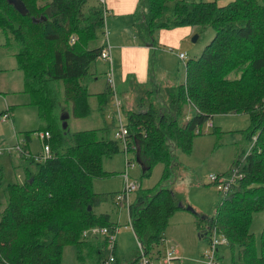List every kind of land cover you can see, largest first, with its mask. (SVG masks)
<instances>
[{"label": "trees", "instance_id": "obj_1", "mask_svg": "<svg viewBox=\"0 0 264 264\" xmlns=\"http://www.w3.org/2000/svg\"><path fill=\"white\" fill-rule=\"evenodd\" d=\"M170 1H175L172 8ZM21 2L26 15L8 0H0V29L17 43L14 55L17 68L23 72V91L47 123L39 131L49 133V155L33 157L24 144L20 146L19 153L26 162L17 167L26 179L7 183V203L2 207L0 201V264H61L66 244L75 247L78 264H110V256L116 258L118 222L107 211L95 210L108 200L114 207L128 210L138 242V254L132 262L138 264L142 251L156 260L166 248H172L179 259L174 245L158 247L149 254L152 245L165 241L170 215L187 209L173 188L174 152H190L194 136L202 133V124L217 114L247 115L249 125L244 133L247 139L255 136L256 141L247 153H235L228 171L218 174L235 170L241 177L226 192L217 189L222 198L212 215L198 217L199 236H208L203 254L210 249L213 230L227 241L217 244L214 261L219 246L228 244L237 248L233 264H264V227L260 252L249 229L253 212L264 208V4L259 0H231L224 5L215 1L147 0L146 17L142 26L136 27V35L144 44L155 46L147 38L157 28L191 25L201 31L211 28L214 33L202 52L185 62L184 83L162 91L153 87L147 93L151 99L142 98V102L139 98L136 109L121 110L128 131L124 148L114 135L116 127L108 124L70 132L62 127L60 118L62 113L75 118L88 116L92 97L99 114L109 100L113 101L108 81L95 93L89 92L86 84V78L95 75L90 65L106 47L104 1ZM164 16L165 21L161 20ZM149 62L152 73L153 51ZM125 82L129 84V78ZM186 106L193 110L191 116ZM133 147L143 175L147 176L155 164H163L158 186H137L132 200L129 195L133 191L127 194L125 185L121 194L94 192L93 179L111 175L103 170L102 160L120 151L129 156ZM97 226L108 231L90 229Z\"/></svg>", "mask_w": 264, "mask_h": 264}, {"label": "rangeland", "instance_id": "obj_2", "mask_svg": "<svg viewBox=\"0 0 264 264\" xmlns=\"http://www.w3.org/2000/svg\"><path fill=\"white\" fill-rule=\"evenodd\" d=\"M229 1L231 0H218V4L224 5ZM259 2L264 4V0H259ZM174 3L175 1L169 2L171 8ZM144 8L145 12H142ZM147 8L146 0H142L137 13L130 17L133 21V23L131 21L133 24H131L133 32L138 40L141 38L136 35V27L142 26L146 17L145 13L147 12ZM165 18L164 16L161 20L165 21ZM160 29L161 28L155 29L151 34L152 36L147 38V42L150 43L152 39V43L156 47H161V50L170 54V56L164 58V60L174 71L177 69V66H179V72H183L182 69H184L185 64V60H179L177 58L180 51L186 52L183 54H186L188 58L199 55L202 48L211 39H209L210 35L214 33L211 28L201 31L197 27L196 31L190 36L189 40L184 43L183 48L180 50V46H173L160 41V36L158 35V30ZM112 35L113 34L110 35V38ZM196 49L198 50L195 55L189 52L192 51L193 53ZM16 50V41L11 35L6 34L0 29V114L7 108L6 105H9L8 103H12V105L9 106L11 119L7 121L0 120V179L3 185L0 187V201L2 207L8 200L5 185L14 182L21 183L26 179L24 171L17 167L21 162H26L24 156L15 152L9 153L8 149L15 147L17 142L21 141L32 154H37L42 149V142L37 132L47 125V123L40 118L37 106L31 103L30 96L23 91L24 76L23 72L17 68L14 55ZM156 56L159 58V54ZM107 66V62L103 61L101 58L96 59L95 62L90 65V71L93 70L95 75L94 77L88 76L86 78L89 92H99L106 87L108 81ZM95 78L98 79L94 81ZM138 86L139 91L137 95H130V97L127 98V102L129 103L125 100L126 90L124 94H120V87L117 86L118 98L125 110L132 108L136 109L137 99L139 98H141L142 102L143 99H145L144 101L151 99V96L148 97L147 95L150 91L149 85L144 82ZM154 88L162 91V86ZM158 95L159 97L162 96H160L159 92ZM156 97L158 96L156 95ZM163 98H165V96H163ZM90 101L92 104L91 113L82 118L70 116L67 119L68 131L74 132L94 129L108 124L112 129H115V127L117 128L119 120L114 106L112 105L110 107V100L102 112L103 114H99L97 111L95 97H92ZM155 104H157V107L160 106L158 102ZM185 110L188 116L193 114V110L190 106H186ZM100 115H102V117ZM122 120L123 123L126 121L124 113H122ZM211 120L212 119H210V121ZM208 124L209 121L204 122L201 126L202 133L194 136L190 152H184L179 149H176L174 152L176 165L174 166L175 179L173 188L182 198L186 206L191 207V209H178L170 215L168 224L164 230L165 241H161L158 245H152L149 252V254L152 255L158 247L164 249L169 245L177 246L181 251L179 259L176 260L177 264L179 262L181 264H207L208 256L206 253L203 254V252H205V249L208 247V236H199L197 220L199 216L212 215L222 198V193H220L217 187L210 181L209 174L226 173L231 166L235 153L238 151H246L247 153L252 149L256 141L254 136H252L251 139H247L244 131L240 129L216 133V128H208ZM26 135H28V140L26 139ZM128 154L129 161L134 164L133 167L128 168V171H126L124 153L122 151L112 157L102 160L103 170L110 172L111 175L104 178L93 179L92 188L94 192L109 194L120 192L119 194H121V191L124 190V184L126 185V177L127 180L129 179V183L135 181L137 186L139 184L142 189L158 186L163 164H155L151 168L149 174L145 176L142 174L143 168L141 163L135 158V148L134 150H130ZM124 191L128 194L133 190L128 192L126 190ZM129 196L130 200H132L134 198V191ZM120 197L122 198L123 196L121 195ZM95 210L98 212L107 211L111 219L118 222L117 233H119L121 240L123 239L119 247L126 252V255H121L123 256L122 262L126 261V258H133L137 255L138 242L129 224L127 208L125 206L116 208L112 205L111 201L108 200L101 202ZM263 227L264 208L253 212L249 224V229L254 234L257 252H260L261 232ZM219 251V256L216 259L217 264H233V259L235 260L237 254L236 247L232 249L228 244L220 245ZM75 253L76 251L73 244L64 245L61 264H78L79 260L75 256ZM83 253L85 254V251ZM124 257L125 260L123 259Z\"/></svg>", "mask_w": 264, "mask_h": 264}, {"label": "crops", "instance_id": "obj_3", "mask_svg": "<svg viewBox=\"0 0 264 264\" xmlns=\"http://www.w3.org/2000/svg\"><path fill=\"white\" fill-rule=\"evenodd\" d=\"M141 1L142 0H104V5L107 10L106 25H105L107 30V40H104V42L107 43L108 45L110 58L108 60H103V59L102 60L107 62L108 70L110 68L112 70V75L114 78V82L116 84V90H117V86L120 87L121 92L123 91L122 93L120 92V94H124L126 90V96H125L126 102H127V98H129L130 95L136 94L135 90L137 87H139L137 84H143L145 82L149 85L150 89H152V87H161V86L163 89L164 87H171V86L173 87L180 85L184 83L185 80V64H184V69H182L183 72L178 71L179 66H177L176 69L177 71L176 70L174 71V69L171 68L169 65H167L164 60V58L169 57L170 54H168L164 50H161L162 49L161 47H156V46L151 47L150 45L141 43L138 40V38H136L131 26L133 21L130 17L133 16V14L137 13ZM198 1H215L218 4V0H198ZM142 12H145V8L143 9ZM196 28L197 27L191 25H183L172 28H161L160 30H158V35L160 36L161 42L168 43L169 45H173V46H180V50H181L184 46V43L188 41L190 36L196 31ZM111 34L113 35L110 38ZM212 35L213 33L210 35L209 39L211 38ZM197 50L198 49H196L193 53L192 51L189 52H191L192 55H195ZM152 51L155 55V64L153 66V69H151L152 73H150L149 57ZM180 53H186V52L180 51ZM158 54H159V58H157L156 56ZM177 58L181 60L180 56H177ZM187 58L188 56L186 57V59H182V60H185L186 62ZM91 72L94 73L93 70H91ZM126 78L127 79L129 78L130 81L129 84H126L125 82ZM97 79L98 78H95L94 81H96ZM8 104L9 105H6L7 108L5 109V111L7 110L9 114L7 120L11 119V112L9 106L12 105V103H8ZM112 105H113V101L110 100V107ZM121 110H124L123 105H121ZM210 122L212 125L208 126V128L210 127L216 128L218 132H226L232 129L234 130L240 129L244 131V129L247 128V126L249 125L248 117L245 114H236V115L217 114L213 116ZM22 145L23 142L18 141L15 147L8 149V152L9 153L15 152L17 154H20L19 150L17 149V146H22ZM28 153L31 156L35 157L43 153V148L37 154H32L29 149H28ZM122 242L123 239L121 240L119 233H117L116 245L114 251L116 258L113 261H111L110 264H137V262L134 261L132 262L134 258H126V261L122 262L123 256L121 255H126L125 250L119 247L120 243ZM176 248H177V256H178L181 253V251L179 247L176 246ZM123 259L125 260V257ZM178 264L181 263L179 262Z\"/></svg>", "mask_w": 264, "mask_h": 264}, {"label": "built area", "instance_id": "obj_4", "mask_svg": "<svg viewBox=\"0 0 264 264\" xmlns=\"http://www.w3.org/2000/svg\"><path fill=\"white\" fill-rule=\"evenodd\" d=\"M104 37H105V40H107V32L104 33ZM108 49L109 48L106 43V47L100 53L101 59L108 60L110 58ZM179 56L181 59L186 58L185 54L183 53H180ZM107 78H108L109 87L112 91L113 106L115 108V111L117 113L118 120H119V125L115 129L114 135L116 138H118L121 141L123 147L126 148L128 131H127L125 123L122 122L123 120H122V113H121V105H120V101L118 98L116 84L114 82L111 68L108 70ZM8 116H9L8 112H4L1 115V119L5 121V119L7 120ZM211 125L212 124L209 121L208 126H211ZM44 136L48 137L49 133L45 132ZM254 138L256 139L255 136ZM17 149L20 150V146H17ZM48 155H49V145L45 144L43 147V153L40 155H37L36 157L44 158ZM124 156H125L126 171H128V168L134 166V164L129 161V156L127 154L124 153ZM125 176H128V175H125ZM239 177H241V175H238L235 170L232 172V174H225L223 176H219L218 174H209L210 181L215 184L218 190L224 191V192H226L230 188V186L236 181V179ZM136 187H137L136 182L133 181L129 183L126 177L125 190L128 192V191L134 190ZM90 229L92 231H97L100 233H106V231H108L106 227L99 228L98 226L94 228H90ZM109 242L110 244L113 242L112 236H110ZM210 242H211L210 249L206 251V254L208 256L207 264H217L216 261L213 260V251L216 250L217 244L218 245L223 244L227 241L225 240L224 236H222L220 233H217V232L215 233V231L213 232L212 230ZM113 259H114L113 256H110L109 261H113ZM138 264H176V256L172 248H166L163 252L159 254V257H157L156 260H153L150 256H148V254L142 251Z\"/></svg>", "mask_w": 264, "mask_h": 264}, {"label": "water", "instance_id": "obj_5", "mask_svg": "<svg viewBox=\"0 0 264 264\" xmlns=\"http://www.w3.org/2000/svg\"><path fill=\"white\" fill-rule=\"evenodd\" d=\"M8 2H10L18 12H20L22 15H26L27 10L24 7L23 3L21 2V0H8ZM34 20V19H33ZM195 40V39H194ZM60 118L62 120V127L63 128H67V119L69 118L68 113H62L60 115ZM137 161H139L137 159ZM140 162V161H139ZM141 163V162H140ZM143 168V167H142ZM181 205V204H179ZM88 209H90V207L88 206ZM187 209H191V207L187 206Z\"/></svg>", "mask_w": 264, "mask_h": 264}, {"label": "bare ground", "instance_id": "obj_6", "mask_svg": "<svg viewBox=\"0 0 264 264\" xmlns=\"http://www.w3.org/2000/svg\"><path fill=\"white\" fill-rule=\"evenodd\" d=\"M46 132V131H45ZM44 131H39V132H37V133H39V137H40V140H41V142H42V148L44 147V145L45 144H47L46 143V140L49 138V136L48 137H45L44 136V133H45Z\"/></svg>", "mask_w": 264, "mask_h": 264}]
</instances>
